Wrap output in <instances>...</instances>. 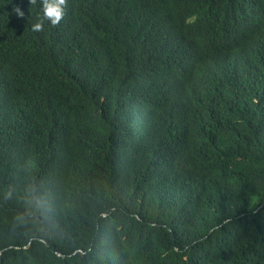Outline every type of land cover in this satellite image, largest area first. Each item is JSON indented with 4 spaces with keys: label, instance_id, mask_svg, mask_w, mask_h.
<instances>
[{
    "label": "trees",
    "instance_id": "obj_1",
    "mask_svg": "<svg viewBox=\"0 0 264 264\" xmlns=\"http://www.w3.org/2000/svg\"><path fill=\"white\" fill-rule=\"evenodd\" d=\"M41 8L0 0V264H264V0Z\"/></svg>",
    "mask_w": 264,
    "mask_h": 264
},
{
    "label": "clouds",
    "instance_id": "obj_2",
    "mask_svg": "<svg viewBox=\"0 0 264 264\" xmlns=\"http://www.w3.org/2000/svg\"><path fill=\"white\" fill-rule=\"evenodd\" d=\"M30 4L35 5L37 0H29ZM42 4V16L39 22L32 26V31L41 32L44 30V22L50 21L53 27L58 26L60 22L65 17V9L67 7V0H41ZM15 14L17 17H23L24 13L19 8H15ZM29 209L27 210V216H33L37 212H42L45 207V202L39 195H33L32 199L29 201ZM18 220L27 219L25 216L17 218Z\"/></svg>",
    "mask_w": 264,
    "mask_h": 264
}]
</instances>
